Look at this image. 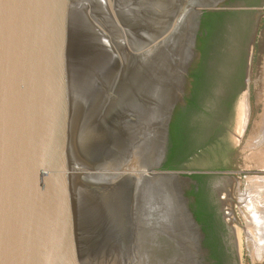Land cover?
Returning <instances> with one entry per match:
<instances>
[{
	"label": "water",
	"instance_id": "95a60500",
	"mask_svg": "<svg viewBox=\"0 0 264 264\" xmlns=\"http://www.w3.org/2000/svg\"><path fill=\"white\" fill-rule=\"evenodd\" d=\"M224 1L0 0V264H197L200 247H175L190 179L162 165L199 19ZM263 13L234 115L227 83L203 112L250 171H264Z\"/></svg>",
	"mask_w": 264,
	"mask_h": 264
},
{
	"label": "flooded vegetation",
	"instance_id": "af4514ba",
	"mask_svg": "<svg viewBox=\"0 0 264 264\" xmlns=\"http://www.w3.org/2000/svg\"><path fill=\"white\" fill-rule=\"evenodd\" d=\"M261 9H264V0H225L218 8L204 12L196 32L197 54L190 69V86L184 104L175 110L170 125L162 169L170 162L180 169L165 171L181 172L190 179L182 189L187 212L179 205L184 220L178 223L184 226L179 232L180 241L187 240V243H177L175 247H200L197 264H243L237 237V228H242L240 225L244 228L241 212L245 205L241 204L240 197L246 188V177L253 174L244 164L237 168L230 165L236 156V145L233 146L225 134L210 138L203 112L217 87L227 83L229 97L226 102L234 115L235 105L246 87L248 52L261 23V19L256 22L250 17ZM259 14V18L262 17V13ZM230 63L233 68L226 71L222 66ZM241 102L240 99L236 128ZM186 127L195 130L191 135L195 144L187 151L182 146L176 149L171 130L174 128L181 133ZM205 144H209L211 154H207L205 147L198 148ZM217 157L222 162L220 165L201 166ZM188 217L194 220L195 226L190 224Z\"/></svg>",
	"mask_w": 264,
	"mask_h": 264
},
{
	"label": "bare ground",
	"instance_id": "6f19581e",
	"mask_svg": "<svg viewBox=\"0 0 264 264\" xmlns=\"http://www.w3.org/2000/svg\"><path fill=\"white\" fill-rule=\"evenodd\" d=\"M244 183L245 191L238 192L245 205L241 212L244 228H237L238 242L240 246L243 241L246 243L255 263L264 262V171L260 176H247Z\"/></svg>",
	"mask_w": 264,
	"mask_h": 264
},
{
	"label": "trees",
	"instance_id": "16d2710c",
	"mask_svg": "<svg viewBox=\"0 0 264 264\" xmlns=\"http://www.w3.org/2000/svg\"><path fill=\"white\" fill-rule=\"evenodd\" d=\"M228 104V103H227ZM189 117H191L189 115ZM188 127H186L185 130L181 131V133L177 132V130H174V128H172L171 130V135H172V139L174 140L175 143V147L176 149H178V146L181 148V146L184 148L185 151H187V148H191V146H193L195 144V141L191 138L193 136H191L195 130L194 129H187ZM179 143V144H178ZM201 145V144H199ZM206 146L208 149H206ZM205 147L204 149L207 150V154H211L212 151L209 150V144H205L203 146H199L198 148H202ZM180 151V150H179ZM182 151V150H181ZM175 153V149L172 151ZM208 161L203 162L202 164L207 163ZM164 170H179L180 168L178 167H173L171 165L170 162H168L164 168Z\"/></svg>",
	"mask_w": 264,
	"mask_h": 264
},
{
	"label": "rangeland",
	"instance_id": "374dc122",
	"mask_svg": "<svg viewBox=\"0 0 264 264\" xmlns=\"http://www.w3.org/2000/svg\"><path fill=\"white\" fill-rule=\"evenodd\" d=\"M259 11H264V9H261ZM250 174H253V176H258L257 174L262 175L263 171H250L247 170ZM259 175V176H260ZM240 251L243 252V264H264V262H257L255 263L250 255V250L249 248L246 246V243L243 241L242 245L239 247Z\"/></svg>",
	"mask_w": 264,
	"mask_h": 264
}]
</instances>
